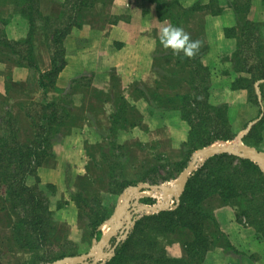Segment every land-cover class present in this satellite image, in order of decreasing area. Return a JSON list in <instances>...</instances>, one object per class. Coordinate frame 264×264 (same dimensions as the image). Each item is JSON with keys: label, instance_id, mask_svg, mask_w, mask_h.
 <instances>
[{"label": "trees", "instance_id": "trees-1", "mask_svg": "<svg viewBox=\"0 0 264 264\" xmlns=\"http://www.w3.org/2000/svg\"><path fill=\"white\" fill-rule=\"evenodd\" d=\"M46 1L50 6L53 4L52 0ZM149 1L156 2L159 18L170 20L172 26L182 27V20L188 17L189 13L183 12L188 10L183 9L178 2ZM113 2L114 0H65L56 9V13L45 15L42 0H11L12 6L16 8V16L26 22L27 31L22 40L9 39L5 27L10 23L11 17H0V57L13 56L20 67L38 71L36 40L42 36L51 54L52 69L40 74L36 83L38 89L45 92L53 89L61 70L67 64L64 48L67 36L73 30L80 29L88 19L101 22V27L109 22L116 24L121 18L110 15ZM195 10L203 11L195 7L190 13ZM250 24L244 19L239 21L242 30L247 29ZM234 36L235 30L227 31V37ZM191 38L195 40L194 36ZM239 51L236 57L238 60L233 61L237 72L245 64L241 59L245 51ZM162 59L166 60L165 66H173L179 70H169L164 76V80L171 82L172 86L169 87L172 88L167 90V94L159 91L144 94L143 99L150 105L158 104L154 109L159 113L180 111L182 120L190 126L188 140L182 146V155L186 161L196 151L216 142L232 141L236 130L229 107L226 104L213 106L209 103L212 78L209 67L201 62V57L198 54L192 58L184 57L182 53L174 55L170 49L169 56L164 55L160 60ZM246 72L249 77L239 76L231 84V89L247 90L250 101L261 108L255 84L264 80V67L250 66ZM177 88L188 90V93L184 91V95H181L177 93ZM9 90L7 89V93ZM263 98L262 93V100ZM22 110L27 124L23 123L24 119L9 112L5 117L7 131L0 133V192L6 189V200L12 204L29 205L25 218L15 225L11 241L21 253H37L33 264H49L67 257H76V251H63L60 244L50 242L53 237L60 241L61 234L58 236V225L45 206L44 194L39 191L40 178L37 173L38 168L53 158V143L65 131H69L70 96L66 94L61 102L47 104L32 99ZM142 124L143 117L134 106L120 107L114 114L112 127L102 134L104 143L99 147L101 157L97 162L104 165L106 189L113 195L119 196L128 187L139 183L157 184L155 178L160 175L156 167L149 169L145 164L140 168L136 166L139 161L138 153L146 151L148 146L136 145L138 148L134 154V145H120L117 142L120 132L138 128ZM263 128L264 117L251 129L244 140L245 144L253 147L252 141H256L257 147L262 142ZM97 162L94 161L95 169ZM129 163L135 166L132 168V179L127 174ZM174 166H178L177 172L180 174L187 163L181 167L178 164ZM31 178L35 180L34 186L28 184ZM86 178L89 179L86 176L81 179ZM173 179L174 176L168 173L164 181ZM72 197L80 215L87 218L95 238L99 227L111 218L113 211L103 206L99 198L86 195L83 191L74 193ZM211 197L218 198L223 206L233 207L237 222L253 228L264 243V174L254 162L224 154L209 159L191 176L176 210L136 220L128 238L117 246L115 256L105 264H203L207 254L214 249H223L226 254L239 257L242 253L232 244L229 236L220 230L213 214L205 209L206 202ZM170 237L181 243L185 251L184 258H171L167 254L161 240ZM66 244L72 245L71 242L64 241L63 245ZM51 245L49 255L46 247ZM6 258L8 256L5 257L0 247V264H8L5 263ZM15 258L17 261V257Z\"/></svg>", "mask_w": 264, "mask_h": 264}, {"label": "crops", "instance_id": "crops-1", "mask_svg": "<svg viewBox=\"0 0 264 264\" xmlns=\"http://www.w3.org/2000/svg\"><path fill=\"white\" fill-rule=\"evenodd\" d=\"M52 1L50 13L46 12L45 15L56 13V9L65 0ZM165 1L178 2L183 9L188 10H183L189 14L182 20V28L194 36L195 40L201 41L198 52L201 62L206 67L209 64L215 67V70H210V95H222L223 102H216V105H228L230 111L238 114L239 120L248 123L246 133L249 134L254 124L259 123L257 120L264 117V80L255 84L261 108L250 101L247 90H232L231 84L239 76L249 77L246 71L250 66L264 67V0ZM195 7L203 11L195 10L190 13ZM0 10L8 13L7 17L1 16L2 18L11 17L10 24L5 28L7 37L11 40L23 39L19 33L25 30L26 25L21 24L22 19L16 16V8L12 6L11 0H0ZM110 10L113 16L121 18L116 24L109 22L101 27L103 24L100 22L88 19L80 29L73 30L67 36L64 41L67 64L61 70L55 88L46 92L38 89L36 83L40 74L52 69L51 54L42 36L36 40L38 71L20 67L13 56L0 57L1 75L8 72L7 80L0 75V92L7 93V89H10L8 95L15 90L41 104L59 103L66 94L70 96L69 131L66 136L63 134L53 143V158H56L57 164L55 168L41 173L39 178L41 177L42 182L39 186L44 190L47 186L44 184L51 183L55 189L63 191V201L71 209L68 211L61 208L56 216L71 226L75 221L68 218L79 221V210L66 191L65 168L73 160L78 161L73 171L79 178H91L95 174L94 161L97 162L101 156L100 153L91 155L93 160L88 163L87 147L98 143L89 150L99 151L104 143L102 134L112 127L118 108L137 105L142 111L150 109L151 121L157 126H165L170 134H173L174 129L169 119L180 122L181 118L179 115L170 117L175 111L159 113L155 110L158 104L150 105L143 99L144 94L159 91V82L164 80L169 71L163 65L166 60L160 59L164 55L169 56L170 49L160 46L159 37L164 27L172 26L170 20H161L156 2L149 0H114ZM242 19L251 23L245 30L239 25ZM233 30L234 38L227 37V31ZM239 50L245 51L241 58L245 64L237 72L233 61L238 60L236 57ZM148 80L152 82L149 83ZM7 95L3 93L0 100L5 102ZM8 101H11L10 96ZM107 107L111 113L108 118H104ZM142 116L146 117V114L143 113ZM225 144H236L241 147L239 151L246 150L239 142ZM243 227L238 229L240 227L237 226L235 232L229 233V237L232 244L246 256H232L222 249H216L206 256L205 264H264V243L254 231ZM235 242H241L242 248L235 245Z\"/></svg>", "mask_w": 264, "mask_h": 264}, {"label": "rangeland", "instance_id": "rangeland-1", "mask_svg": "<svg viewBox=\"0 0 264 264\" xmlns=\"http://www.w3.org/2000/svg\"><path fill=\"white\" fill-rule=\"evenodd\" d=\"M41 6H42L43 13H46V12L50 13L51 8H50L48 1L42 0ZM7 14H8L7 12L0 10V17L1 16L7 17ZM17 17L19 18V16ZM5 19H8V18H5ZM21 24L26 25L25 30H22L19 33L23 36V39H24L26 36V31H27V24L26 22H24L23 19L21 20ZM14 41H19V40H14ZM3 63L7 65L5 62ZM163 65H166L165 61L163 62ZM208 67L210 70H215V67L212 64H209ZM166 68H168L170 71H175V70L179 71L173 66H169V67L166 66ZM7 74L8 72H5L4 75L3 74L1 75L0 73V75L5 80H7L6 79ZM152 79L154 80V78ZM151 82L152 81H150L149 83ZM169 86H172V85H171V82L168 80H163L159 82V89H160L159 92L167 94L168 93L167 90L172 88ZM176 91H178L177 93H180L181 95H184V91H187L188 93V90H183V88H177ZM3 93L4 95L5 94L7 95V93L5 92ZM3 93L0 92V99H2L1 96L3 95ZM9 96L11 98V101H8ZM35 98H36V95H35ZM29 100L31 99L30 98L27 99L24 95H22V93L20 94L19 92H16L15 90H12L11 93L7 95V100H5V102H2L0 100V133L1 134L7 131L8 126L5 125L6 124L5 117L7 116L9 112H12L14 116H18L22 120L24 119L23 123L27 124V121L23 117V114H22L23 112L22 108L25 106V104L28 103ZM223 100L224 99H222V95L217 94V95H213L212 97L210 95L209 103L213 106H218V104H220L221 101L223 102ZM216 102H218L217 105H216ZM134 107L138 110V112L141 115H143V113L146 114V117L142 116L143 124L142 126L138 128H133V129L131 128V129H128L127 131L120 132L117 136V142L120 145L130 144V145H134V147L136 145L137 146L138 145L148 146L146 151L138 153L139 161L136 166H139L140 168L142 164H145L146 167L149 169L150 167L152 168L156 167L158 170V175H160L157 178H155L157 180V184H153L151 182L139 183L136 186L128 187L121 193V195L116 196V195L109 193V191L106 189L107 184L104 178V172H106V170L104 169V165L100 161L97 162L95 174L91 178L89 179L86 178L84 180V179H81L82 177L79 178V176H77V174L73 171V167L78 165V161L74 162L73 160H70V158L68 157V160H70L69 161L70 164L67 168H65L66 170L65 186H66V191L70 197L71 202L77 208L75 202L73 201L72 196L74 193L83 191L86 193V195H92L93 197L99 198L103 206L113 211V215L108 221H106L101 227H99L98 236L94 238L92 236L93 230L91 227H89L87 218H85L84 216H81L80 211L78 214L79 221L77 219L73 220L71 217L68 218L71 221H75L72 226L67 221H62L61 219H58V216H56V212L60 211L61 208H65L68 211L71 209L69 205L67 204V202L63 201L64 194L62 190L55 189L53 185H51V183L44 184V185H47L45 186L46 189L44 190H41L40 186H38L39 191L42 192L45 196V201H46L45 206L49 208V211L53 215L55 224L58 225V229H59L58 236L61 234L60 241H58L59 238L53 237L50 239V242L60 244L63 247L62 248L63 251H67V250L76 251V253H78V256L86 255L90 251H92L94 249V246L97 245L101 241L103 235L106 233H109L110 229L114 227V223L116 222L114 221V223L112 224L111 219L114 216L116 209L120 207V205H123L125 203L127 204L128 201H129V212H130L132 223L129 226L128 221H127V215L123 214L120 220L121 222L120 229L111 238V241L105 246L106 251H109L110 249H112L116 245L118 240H121L120 243H122L128 238L129 235L127 236V238H125V240L123 239L128 229H130L129 233L132 232L135 226L136 220L143 218L145 216L156 215L163 211H174L179 206L180 198L185 190L186 185L185 187L184 186L182 187L180 195H176L172 197L169 196L168 198H165V199H161L158 197V194H161V193L157 194V191L161 192L163 188L162 189L154 188V186L164 187V188L172 186V183L177 182L179 180L181 174L188 168L190 163L193 161L194 155L197 151L187 161L185 157L182 155V146L188 140L190 126L185 121H183L182 118H180L181 123L178 120L170 118L169 121L173 124L172 128L174 129L173 134H170L165 126L163 127L157 126L155 123L151 121L150 109L146 112V111H142L140 107L137 105H135ZM104 113H105L104 118H108V116L111 113L110 108L107 107ZM165 114H167V112H165ZM173 115H179V117H181L180 111H175L174 113L170 114V117ZM237 116L238 114L236 113L234 114L232 111H230L231 121L236 130L235 138L232 141H228V142L227 141L226 142L224 141L216 142L215 144H222V145L213 144L210 147L211 148H221L224 146L223 144L225 143L239 142V144L243 145L242 146L243 148H250L260 153H264V142H263L264 128L262 131V142L257 145L258 148L255 146L257 142L252 141V139L250 141H252L253 147H250L246 145L244 142V140L246 139L248 135V133H246L247 129L249 128L248 123L245 124V122L239 120ZM146 118H147V121H145ZM257 121L260 122L259 120ZM257 124L258 123L254 124V126ZM64 135L65 136L67 135L66 131ZM22 138L26 139L25 136H23ZM96 144L98 143L91 144L89 147H87L86 153L88 156V163L89 161L93 160V156L91 155L99 153L98 150L94 152H91L89 150L91 149L90 147ZM225 145H228L229 147L232 146V148H234V151H237L238 149L241 148L236 144H225ZM137 148L138 147L134 148V152H135L134 154H136ZM89 155H90V158H89ZM236 158L241 159L239 157H236ZM206 161L203 162V159L201 161H197L195 170L197 171L200 167H202L206 163ZM186 163H187V166L185 170L179 174L177 172L178 166H174V165L178 164L180 165L179 167H181L185 165ZM56 164H57L56 158L49 159L42 167L38 168L37 173L40 171L38 173V176H41V173H46L47 171L55 168ZM134 167L135 166L131 165L130 163L127 166V174L129 175L130 179L133 178L134 173H132V168ZM196 171H194L190 175L189 179L191 178V176H193V174ZM168 173H171V175L174 176V179L170 181H164V179L168 177ZM44 178L45 177H43L42 180H44ZM41 182L42 181L40 179V184ZM28 184L29 186H34L35 180L31 178L28 181ZM147 185L153 186V188H146ZM137 186H141L144 188L140 192H137V193L128 192L130 188L137 187ZM4 190L0 192V247L2 251L5 253V257L8 256V258H6L5 260V263L15 264L17 262L19 264H22L24 262H27L31 264L32 262L33 264L34 261H36L35 258H36L37 253L36 252H34L33 254L32 253L26 254L24 252L21 253L17 250L16 246H14L11 241L12 233H14V230H15V225H17L23 217L25 218L29 205L28 203H19V205L15 203L12 204L8 200H6L7 199L5 197L6 189ZM165 195L168 196L167 194ZM147 207H150V208H147ZM205 209L211 214H213L214 219L218 223L220 230L227 236H229V233L235 232L237 226L240 227L238 229H241V227L244 226L237 222L236 217H235V209L231 206L221 205L218 202V198L216 197L214 198L211 197L207 200ZM247 227L250 228L252 231H254L253 228L247 225H245L243 228H247ZM73 229H76V231H73ZM173 239H174L173 237H170L168 239H162L161 244L165 246L167 254L171 258H176V259L184 258L185 251L183 249V246L181 245L180 242L178 241L176 242ZM64 241H69L72 243V245H68V244L63 245ZM234 244L237 246L239 245L240 248H242L241 246L243 245L241 242H235ZM50 247H52V245L49 247H46L47 254H49V250H51ZM239 251L242 253L239 257L246 256L244 252H242L241 250ZM40 253H42V251ZM15 257H17L18 259L17 261ZM67 258H70V257H67ZM205 262H206V258L203 264H205ZM54 263H49V264H54ZM86 263H89V261H87Z\"/></svg>", "mask_w": 264, "mask_h": 264}, {"label": "water", "instance_id": "water-1", "mask_svg": "<svg viewBox=\"0 0 264 264\" xmlns=\"http://www.w3.org/2000/svg\"><path fill=\"white\" fill-rule=\"evenodd\" d=\"M241 146H243V145H241ZM224 154L233 155V156L239 157L241 159L250 160L252 162H255L258 164V166L260 167L261 171L264 174V153H260L258 151L253 150V149H250V148H246V150L234 151V150L229 149V148H211V147H208V148L198 150L195 153L193 161L190 163L188 168L181 174L178 181H180L181 185H183L185 187L186 183L189 180L190 175L194 171H196L195 167L197 165V161L199 158H203V162H205L206 160L213 158L217 155H224ZM143 188L144 187H141V186L133 187V188H130L128 190V192L137 193V192H140ZM146 188H153V186L147 185ZM154 188L162 189V187H158V186H154ZM122 208H123L122 205H120V207H118L116 209L114 216L111 219L112 224L114 223V221L116 222V223H114V227L112 229H110L109 233H106L103 235L101 241L97 245H95V247L92 251H90L86 255H81L78 257H70V258H65V259L59 260L58 262H56L54 264H105L107 261L111 260L115 256L116 248L120 244L121 240H118L116 245L112 249H110L109 251L105 250V246L111 241V238L120 229V226H121L120 220H121V217L123 216V214L127 215V221H128L129 226L132 223L131 217H130V212H129V201L127 202V208H125L124 210ZM129 230L130 229H128L126 235L124 236V238H123L124 240L130 234ZM103 259H105V261L100 263ZM87 261H89V263H86Z\"/></svg>", "mask_w": 264, "mask_h": 264}, {"label": "clouds", "instance_id": "clouds-1", "mask_svg": "<svg viewBox=\"0 0 264 264\" xmlns=\"http://www.w3.org/2000/svg\"><path fill=\"white\" fill-rule=\"evenodd\" d=\"M159 42L165 49H171L174 54H183L184 57L196 56L201 47L200 40H193L182 27H164L160 33Z\"/></svg>", "mask_w": 264, "mask_h": 264}, {"label": "bare ground", "instance_id": "bare-ground-1", "mask_svg": "<svg viewBox=\"0 0 264 264\" xmlns=\"http://www.w3.org/2000/svg\"><path fill=\"white\" fill-rule=\"evenodd\" d=\"M221 148H229V149H233L232 146L229 147L228 145H224L223 147ZM203 158H199L198 161H201ZM182 187L183 185H181V182L178 181V182H173L172 183V186L170 187H162V191L161 192H158L157 190V194L158 193H161V194H158V197L161 198V199H165V198H168L169 196L172 197V196H176V195H180V192L182 190ZM165 194H167L168 196H166ZM126 204V203H125ZM122 205V209L124 210L125 208H127V204L126 205ZM97 251V250H96ZM105 261V259H103V262Z\"/></svg>", "mask_w": 264, "mask_h": 264}, {"label": "built area", "instance_id": "built-area-1", "mask_svg": "<svg viewBox=\"0 0 264 264\" xmlns=\"http://www.w3.org/2000/svg\"><path fill=\"white\" fill-rule=\"evenodd\" d=\"M147 208H150V207H147ZM100 263H102V261Z\"/></svg>", "mask_w": 264, "mask_h": 264}]
</instances>
